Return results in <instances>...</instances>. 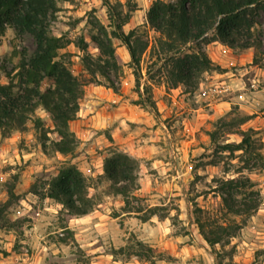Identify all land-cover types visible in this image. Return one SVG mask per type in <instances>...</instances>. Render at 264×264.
<instances>
[{"label":"rangeland","instance_id":"rangeland-1","mask_svg":"<svg viewBox=\"0 0 264 264\" xmlns=\"http://www.w3.org/2000/svg\"><path fill=\"white\" fill-rule=\"evenodd\" d=\"M156 1L134 0L137 9L124 26V31L129 33L145 25L147 14ZM127 2H57L58 11L50 20L49 33L65 36L71 41L59 53L68 55L62 56L61 61L68 65L74 75L87 76L82 62L83 52L78 48L81 38L88 44V53L96 58L98 51L92 37L100 34L101 26L109 34L113 31L107 3L113 6L121 3L124 12H127ZM254 21L251 36L243 34L242 40L235 46L219 42L214 44L217 42L214 32H209L199 42L213 63L244 80L221 100H213L210 90L225 79L219 77L224 72H205L194 89L184 85L171 88L163 72H158L161 63L147 54L143 56L141 64V91L150 67L158 113L138 104L130 55L119 40L113 39L123 64L121 78L114 79L119 92L115 93L109 88L102 77L101 85L90 84L84 88L77 118L70 123V129L78 141L73 154L61 155L52 151L50 146L49 153L43 150L42 134L35 127L37 117L45 121L44 128L50 139L47 145L59 137L51 117L42 107L30 116L25 131L15 130L5 137L0 133V208L8 204L0 215V264H132L133 261L135 264H151L127 252L124 255L114 254L115 250L133 246L136 241L162 254V260L156 264H217L221 260L223 263L264 264V120H256L264 110V93L262 97L255 98L256 101L250 100V103L239 95L246 92L244 83L252 89L255 78L259 79L256 89L264 90V13L259 12ZM13 32L14 35L9 37L6 30L0 42V84L22 86L21 90L16 87L15 91L23 94L25 84L19 73L24 59L28 63L33 56L36 41L30 33H19L14 29ZM150 34L153 40L156 34L153 31ZM246 41L253 43L254 48H242ZM209 44H214L211 49ZM49 86H53V83L47 79L42 88ZM37 100L34 98V101ZM223 100L233 104L222 108L206 107L210 101L217 106ZM41 108L42 114L39 111ZM119 113L134 121L127 120L126 129L121 126V136L115 139L113 135L119 125ZM243 116L253 117L240 129L249 131L256 144L255 151L250 154L242 151L215 152L208 134L216 129V123L220 119ZM89 117L92 118L91 123L77 126L91 130L82 140L74 129L77 128V121H87ZM149 119L152 124L136 122L143 120L148 123ZM140 125H146V128L142 126V129ZM220 140L240 143L241 137L223 134ZM111 148L127 153L137 159L139 165L143 162L149 168L145 175H141L142 170L139 169V188L132 190L130 199L134 212L117 220L115 218L126 213V210L124 198L115 193L104 175V162ZM67 161L76 165L89 179V195L96 205L86 217L69 219L62 205L55 200L31 192L34 185L39 191H46L43 187L47 189L46 183L59 174ZM153 163H157L156 168L151 167ZM102 170L103 173L99 174ZM239 177L249 178L254 187L248 185V189L259 194V197L248 196L259 201L258 209L249 216L235 215L230 211L243 205L245 193L250 190H230L222 186V182ZM10 189L15 195L12 199L8 193ZM230 196L233 202L227 200ZM223 197L227 203H224ZM149 202H153L151 207ZM195 204L217 215L219 222H235L241 229L229 242L212 249L194 224ZM18 211H23L25 215L18 216ZM130 221H135V224ZM96 222H101V226ZM91 224L95 225L86 230L87 238L78 241V230H74V227ZM64 249L68 250L67 254Z\"/></svg>","mask_w":264,"mask_h":264},{"label":"trees","instance_id":"trees-1","mask_svg":"<svg viewBox=\"0 0 264 264\" xmlns=\"http://www.w3.org/2000/svg\"><path fill=\"white\" fill-rule=\"evenodd\" d=\"M58 1L69 0H0V42L7 28H13L19 33H30L36 41V50L31 59L22 62L19 77L24 85L23 94L16 93L22 86L13 83L0 84V133L3 137L12 131H25L27 121L42 107L51 117L58 140H50L48 131L44 128L45 121L39 117L35 119V127L40 130L43 150L49 153L50 149L61 155L73 154L78 146L75 133L70 129V123L77 118L80 103L84 98V88L90 84L101 85L100 77L104 78L109 88L119 92L114 79L122 76V60L113 45V39L119 40L127 49L131 58V67L136 79L138 104L152 108L158 113L152 91V70L148 67L147 80L141 91L143 56L155 58L161 65L158 72H163L167 84L171 88L184 85L194 89L205 72L221 71L220 66L212 62L199 42L204 40L209 32L216 35L215 41L223 45L235 46L242 40L243 34L251 36L255 16L264 13V0H178L177 4L157 0L147 14V23L143 26L124 31V26L130 22L132 13L137 5L134 0H128V11L124 12L123 5L117 6L107 3L110 12L111 34L101 26L100 34L93 36L98 56L95 58L88 53V44L81 38L78 48L83 52V66L87 73L85 77L74 75L65 62H62L60 51L65 49L71 41L65 36H55L49 33V23L58 11ZM150 31L156 35L152 40ZM244 49L254 48L253 43L246 41L241 45ZM157 65V64H156ZM256 65V63H255ZM254 65V66H255ZM51 80L53 86L42 88L45 80ZM34 98H38L34 101ZM252 116L220 119L216 129L210 132L211 143L217 153H235L242 151L250 154L255 151V142L249 131L240 128ZM238 135L240 143H226L221 141L222 135ZM258 156H260L258 154ZM139 161L127 153L111 148L109 156L104 162V175L111 182L116 194L124 198L126 213H133L131 205L132 190L139 188ZM46 191H39L34 185L32 191L37 196L55 200L62 205L64 211L73 217L85 216L94 210L96 203L89 195V179L71 162H65L59 174L46 183ZM253 188L247 177L229 179L222 182V186L230 190L240 191ZM10 198H14L13 190H8ZM259 197L258 193L246 191L242 206L235 207L233 214L249 216L259 207V201L248 196ZM228 201H234L230 196ZM223 197L224 203H227ZM0 208V215L8 204ZM233 210V209H231ZM194 224L204 241L215 249L224 245L235 237L241 226L238 223L224 224L218 221L217 215L194 205ZM130 250V251H127ZM137 256L141 260L156 264L162 260V254L156 249L136 241L135 245L115 250V255ZM218 259V257H217ZM217 264H234L233 262Z\"/></svg>","mask_w":264,"mask_h":264},{"label":"crops","instance_id":"crops-1","mask_svg":"<svg viewBox=\"0 0 264 264\" xmlns=\"http://www.w3.org/2000/svg\"><path fill=\"white\" fill-rule=\"evenodd\" d=\"M214 44H218V42H214ZM213 44V45H214ZM212 44H209L208 45V47H209V49H211V46H213ZM219 77L220 78H225L221 83H227V84H229L230 85V88L232 89L233 87H235L236 85H240L241 83L240 82H244V80L241 78L240 79V77H238V76H236L234 73H231V72H227V71H225L224 73H222V74H219ZM253 82H254V84L252 85V89H250V88H247V86H246V83H244V90H246V92H242V93H240L239 95H240V97H242V98H245V101L247 102V103H250V100H255L256 101V99L255 98H260V97H262V93H264V90L263 89H256V85H257V83L259 82V79H254L253 80ZM206 100H208L207 98H205ZM213 104H215L214 102H209L207 105H206V107H216V108H218V107H220V108H222V107H224V106H226V105H230V104H233L232 102H230V101H228V100H223V101H221L220 102V104L219 105H213ZM259 104H261V102L259 103ZM122 105H125L124 103L122 104ZM247 105V104H246ZM119 110H121V108H119ZM118 111V110H117ZM82 116V115H81ZM115 116H116V114H115ZM95 117V116H94ZM118 117H119V125H117L116 126V128H115V134L113 135V137L116 139L117 137H120L121 135H120V133H122V131L120 130V127L122 126L123 127V129H126V126L128 125L127 124V120H129L130 122H133L134 120H132V119H127V117L125 118L124 116H122V114L121 113H119L118 114ZM258 119H261V120H264V110H263V112L261 113V115L260 116H258V117H256V120H258ZM118 120V119H117ZM150 120V119H149ZM91 121H92V118L91 117H89V119L87 120V121H83V122H81L80 120L79 121H77V123H76V127L77 126H81L82 124H84L85 125V123H87V122H90L91 123ZM250 122L252 121V119L251 120H249ZM138 124H152V121L150 120L148 123H146L145 121H141V120H137L136 121ZM153 122H154V120H153ZM256 124H258V121H256ZM144 128H146V125H140V127L142 128V129H144ZM257 126H259V125H257ZM257 129V128H256ZM75 130V132H76V134L78 135V137L79 138H81L82 140H84L87 136H88V133H90V129H84V128H76V129H74ZM100 137H102V135L100 136ZM128 152V151H127ZM103 173V170L99 173V174H102ZM100 215H101V213H100ZM125 215H128V213H123L122 215H119V216H117L116 218H115V220H117V219H119V218H122L123 216H125ZM86 217V216H85ZM81 219V218H80ZM76 220V219H75ZM96 225H99V226H101V222H96L95 223ZM95 224H93V225H95ZM92 224L91 225H82V226H76V227H74V230H78L77 232V240L78 241H83V240H85L87 237V234L88 233H86V230L88 229V228H92V226H93Z\"/></svg>","mask_w":264,"mask_h":264},{"label":"clouds","instance_id":"clouds-1","mask_svg":"<svg viewBox=\"0 0 264 264\" xmlns=\"http://www.w3.org/2000/svg\"><path fill=\"white\" fill-rule=\"evenodd\" d=\"M61 19H63V17L61 16ZM81 27H83V25H81ZM7 34L9 37H12L14 35L13 29L12 28H7ZM7 50V49H5ZM41 112V114L43 113V109L41 108L39 110ZM152 168H156L157 167V163H153L151 165ZM140 169L142 170L141 175H145L148 171L149 168L145 166V164L142 162L140 163ZM163 175V173H161ZM141 183H143V181H140ZM89 192H91V189H89ZM153 205V202H149V206L151 207ZM18 216H23L25 215V213L23 211H18ZM129 223L135 224V221H130ZM140 239H144V237H140ZM105 244L107 245V240H105ZM65 252V254H67L68 250L64 249L63 250ZM132 264H135V261L132 262Z\"/></svg>","mask_w":264,"mask_h":264},{"label":"built area","instance_id":"built-area-1","mask_svg":"<svg viewBox=\"0 0 264 264\" xmlns=\"http://www.w3.org/2000/svg\"><path fill=\"white\" fill-rule=\"evenodd\" d=\"M210 91L212 99L218 101L221 100L224 96L230 94L232 89L230 88L229 84L223 82L212 87Z\"/></svg>","mask_w":264,"mask_h":264}]
</instances>
